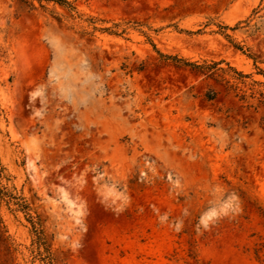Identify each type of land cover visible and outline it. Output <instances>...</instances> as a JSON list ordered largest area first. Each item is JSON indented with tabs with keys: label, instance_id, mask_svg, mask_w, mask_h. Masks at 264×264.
<instances>
[{
	"label": "rangeland",
	"instance_id": "rangeland-1",
	"mask_svg": "<svg viewBox=\"0 0 264 264\" xmlns=\"http://www.w3.org/2000/svg\"><path fill=\"white\" fill-rule=\"evenodd\" d=\"M67 1L0 0V264H264V0Z\"/></svg>",
	"mask_w": 264,
	"mask_h": 264
},
{
	"label": "trees",
	"instance_id": "trees-1",
	"mask_svg": "<svg viewBox=\"0 0 264 264\" xmlns=\"http://www.w3.org/2000/svg\"><path fill=\"white\" fill-rule=\"evenodd\" d=\"M36 1H38L39 3L51 2L53 4L59 5L61 7L67 8V9L68 8L74 9L73 7H71L70 2L67 0H36ZM115 27H117V25ZM101 31L108 32L110 34H116V32H113V29H111V28H105ZM159 55L165 59H170V60H173L175 62H182V63H185V65H192V64H186V62H183V60L178 59L175 56H166V55H162V54H159ZM42 239L43 238H41V236L36 234L35 241H34V244L37 245V250H36V254H35L36 258L40 262V264H54L50 250L47 248H44V246H43L44 244L41 243Z\"/></svg>",
	"mask_w": 264,
	"mask_h": 264
}]
</instances>
